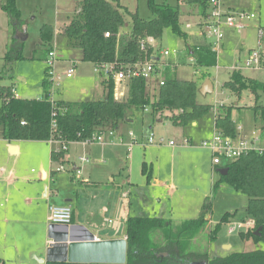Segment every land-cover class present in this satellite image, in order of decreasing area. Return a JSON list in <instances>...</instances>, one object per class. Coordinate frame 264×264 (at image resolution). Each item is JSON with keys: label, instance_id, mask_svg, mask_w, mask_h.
I'll return each mask as SVG.
<instances>
[{"label": "rangeland", "instance_id": "1", "mask_svg": "<svg viewBox=\"0 0 264 264\" xmlns=\"http://www.w3.org/2000/svg\"><path fill=\"white\" fill-rule=\"evenodd\" d=\"M230 1L228 4H232L240 10L254 13L256 18L245 23L241 36L231 29L225 30V39L222 44L225 50L217 56L216 61L220 65L219 69H216L215 66L203 69L189 57L190 48L197 44H190L187 34L194 33L193 29L195 28H185L186 21L182 19H180L181 29L186 31V38L181 39L166 29L158 43L163 49H176L177 51L183 44L189 43V46L186 47L189 59L185 58L183 52L178 54V57L170 58L178 63L177 66L175 65L177 70L175 77L178 80H194L198 86L208 79L215 85L216 90L213 92L214 94L212 93L206 98L201 97L198 92L197 103L211 105L214 109L213 115L217 107L232 105L238 110L236 113L232 112L235 125L245 124L254 130H259L262 124L258 119L254 120L251 107L264 105V94L260 93L256 99L249 91H243L237 98L235 95H230L227 90H223L221 84L233 72H239L243 78L264 83V68L227 70L234 64L242 63L249 51L253 49L260 48L264 52V0H237L235 4V0ZM78 2L79 0H16L20 18L19 22L12 26L8 14L3 11L1 6L4 1L0 0V70L3 65V56L9 50L11 51L13 46L21 49L24 58L12 64V78L8 79L5 76L6 78L0 81V87L10 86L20 98L35 99L39 97L44 70L48 66L47 53L49 50H56L58 60L53 65L55 72L53 89L60 90V98L68 97L74 101L95 98L93 97L92 81L94 78L100 81V78L103 77L93 71L91 63L82 61L81 51L78 48L68 47L65 38L62 42L55 38L54 43L52 42L49 48L47 46L45 49L40 44L39 29L42 24L50 23L53 26L58 25L64 28L76 13ZM118 2L131 13L137 12L140 18L145 20L151 18L147 9V0H118ZM155 2L157 4L165 2L170 6L177 7L179 11L183 9L181 0H155ZM189 24L193 25L194 23ZM249 28H253V30L251 31ZM259 29L262 30V38L258 45ZM242 38L247 42L245 47L239 45V40ZM68 59L77 64L72 79L65 77L67 69L71 66L66 63ZM80 64L81 66H79ZM80 88L88 90L87 97L79 95ZM220 91L224 94L218 96L221 100L216 101L215 98ZM150 95L152 98L156 96V92L152 91ZM55 98L57 99V95ZM165 115L166 112L152 115L148 107L143 111L130 109L119 123L123 124L127 119H131L132 122L124 123L123 130L118 131L119 129H117L114 136H109L108 133L104 135L105 144L95 143L85 146L76 141L71 142L77 143L76 146H71L72 157H68L71 144L69 143L66 150L61 151L62 156L57 157V162L49 160L45 152V163L51 166L53 171H56L59 165L64 167L63 171L55 172L53 180L59 190L60 198L72 199V203L68 204L77 214L76 221L79 223L90 217L100 228L109 231L110 227L108 228L103 219L113 218L115 208L124 209L126 216H141L140 211L145 205L157 210L158 207L161 208L163 204L167 203L171 208L167 210L170 214L171 224L173 229H177L183 221L199 216L202 203L208 197L212 203L209 223L193 240L192 251L206 252L212 258L209 252L226 256L234 252L251 251L255 248L264 250L263 243L255 244L252 239L245 241L240 238L241 233H251L255 228V224L251 228H245L244 223L251 221L246 212L247 196L234 190L226 182H220L216 188H213L214 182L219 180L220 175L212 169L210 151L200 146L208 126L211 127L208 125L211 121L207 120L208 118L199 121L198 127L191 126V123L185 127H174ZM158 119H162V123H157ZM149 126L151 129H148ZM202 126L205 130H202ZM120 132H126V134L131 132L138 142L145 141L152 134L153 144L147 146L134 144L128 148L118 143L120 137L126 142L129 140L128 135L124 137L123 134L120 135ZM170 141L173 142V147L168 145ZM55 148L58 149V145H53V151L56 150ZM82 157H87L88 160L81 162L80 158ZM143 162L146 163L147 169L151 167V182L147 181L146 174L142 172ZM71 163L82 167L79 175L76 171H72ZM73 174L76 175L77 180L73 178L71 180ZM122 179L126 180L125 185L122 184ZM154 181L158 184L155 185ZM92 182L98 184L95 186ZM76 190H78V197L75 194ZM144 196L147 200L144 199ZM157 198H161L160 203L156 201ZM103 208L109 209L107 213L102 212ZM225 214H228L227 221L221 222ZM217 224H219V229L215 238L209 240L208 235ZM47 227L48 225H46V229ZM121 227L118 229L123 232ZM231 227L234 231L229 233ZM154 238H160V233L158 232ZM158 241L161 240L157 239ZM223 245H231V248L226 246L223 249ZM2 264L14 263L3 262Z\"/></svg>", "mask_w": 264, "mask_h": 264}, {"label": "trees", "instance_id": "2", "mask_svg": "<svg viewBox=\"0 0 264 264\" xmlns=\"http://www.w3.org/2000/svg\"><path fill=\"white\" fill-rule=\"evenodd\" d=\"M207 0H187L197 5L204 13ZM2 9L10 18L13 26L19 22V10L16 0H4ZM147 9L151 18L145 20L131 13L119 4L118 0H79V12L71 17L68 25L60 29L67 44L78 48L82 61L92 65H125L148 58L139 49V41L147 36L160 41L164 30L169 29L181 39L185 32L181 29L179 10L167 3L157 4L147 0ZM128 25V26H127ZM109 33V37L104 34ZM42 46H50L54 39L53 28L43 25L39 29ZM189 57L197 66L205 69L216 66L217 54L210 45H196L189 50ZM21 49L12 47L3 57L0 80L11 79L12 64L23 60ZM47 68L41 82L43 95L38 99L15 97L12 88L0 87V130L5 140L47 141L50 137H60L66 142H75L92 137L105 127L115 128L130 109L145 110L148 107L152 115L166 112L165 117L175 127H185L213 113L211 105L197 103L199 86L194 80H178L174 67L163 69L164 83L155 88L156 96L144 79H133L127 83L126 97L117 101L113 96L114 84L104 79L105 97L99 101H80L63 103L56 100V128L51 129L52 109L49 99L50 84L46 80ZM6 76V77H5ZM223 90L239 98L241 92L249 91L257 99L264 94V83L243 78L239 72L228 75L222 84ZM62 109H66L63 112ZM236 107L219 106L214 113V128L227 136L235 135L236 125L232 112ZM255 117L264 129V105L251 107ZM178 114H175V113ZM21 123H24L22 125ZM56 161L62 152L51 153ZM226 174L220 175L214 182L216 188L220 182L228 183L234 190L244 193L248 198L246 212L255 224L251 233H241L242 240L252 239L255 244H264V152H249L223 166ZM143 171L145 168L143 165ZM146 174V172H145ZM147 179L149 174H146ZM211 199L206 197L198 217L183 221L173 229L170 221L157 217L127 216L125 234L127 243L125 264H264V250L255 248L246 252H234L225 257L210 258L206 252H194L191 244L203 230L211 213ZM225 214L221 222L227 221ZM73 222V219H72ZM261 228L259 235L255 232ZM219 224L209 233V240L215 238ZM160 238H154L157 233ZM157 239L161 240L157 242ZM46 264H70L51 263Z\"/></svg>", "mask_w": 264, "mask_h": 264}, {"label": "crops", "instance_id": "3", "mask_svg": "<svg viewBox=\"0 0 264 264\" xmlns=\"http://www.w3.org/2000/svg\"><path fill=\"white\" fill-rule=\"evenodd\" d=\"M236 1L237 0L234 1V4L236 3ZM181 2H182L183 9L179 11V15H180L179 21L180 19L186 21L185 27L189 23H194L193 25L189 24L191 25V28L189 29L195 28L193 29L195 31L194 33L187 34L188 35L187 40H189L190 44L193 43L197 45H208L209 43L205 41L202 36H200L199 28L197 27V23L200 21V19L208 15L206 8H205L204 13H201L197 5L188 4L186 1H181ZM227 5L229 8L240 9V8L233 6L232 4H227ZM258 23L260 25V21ZM43 25L52 26L53 32H54L53 43H54L55 38H57L58 39L57 41H60V42L64 40L63 38L65 37H64V34L60 32V29H62L60 26L58 25L53 26L50 23H44L42 24V26ZM249 30L252 31L253 28H249ZM237 35L241 36V34H237ZM20 37H22V35ZM246 43L247 42L243 38L239 40V45L241 47H245ZM222 44L223 42L221 43V47L218 49V55H221L225 50L224 45L222 46ZM66 45L70 47L67 43ZM188 46H189V43L183 44L180 50L177 51L176 55H172V56H169L168 58L163 59L162 61L168 64V66L166 67H172V68L174 67V71L176 72L177 71L176 66L178 63L175 60L170 59V58L176 57V56L178 57V54L183 52L185 55V58L189 59V57L186 54L187 53L186 49L188 50V48L186 47ZM42 47L44 49L47 48V46L45 47L42 46ZM191 54L192 53H190V55ZM68 56H71V55L68 54ZM81 58H82V54H81ZM66 63H68L69 65L71 63H74L75 68H76L77 64L71 59H68ZM79 66H81V64ZM74 75L72 76V78H74ZM202 84L199 86V90ZM211 84L213 87V92H215L216 87L212 82ZM92 86H93V97L95 98L93 99L87 98L85 100H80V101H90V100L99 101V100L104 99L105 97L104 78H100V81H97L94 78L92 81ZM148 87L151 91H154V89L156 88L154 86H151V87L148 86ZM78 93L81 97H87L88 90L85 88H80ZM212 93H209L206 95H201L199 93V95L203 98H206L208 95ZM223 94L224 92L220 91L219 93H217V97L218 96L220 97V95L222 96ZM42 95L43 93H42V87H41V95L35 99L40 98ZM55 95H57V99L55 98ZM53 97L58 101H62L63 103L80 102V101H74L68 97L65 99H63V97L60 98L61 97L60 90L58 91V89H55V88L53 89ZM217 97L215 98L216 101L221 100V98L219 97L217 98ZM236 111L238 112V110H234L233 112L236 113ZM233 114L234 113H232V116ZM252 115H253L254 120L258 119L257 117L254 116L253 112H252ZM206 118H208L207 120L211 121V123L208 124V125H211V127L208 126L207 133L204 139L209 138L214 130L213 114H209L205 116L204 118H201L191 123V126L198 127L199 126L198 122L205 120ZM131 122H132L131 119H127L125 120L124 123H131ZM157 123H162V119H158ZM123 124L118 123L117 126L112 129L115 132L117 131V129H119L118 131H121L123 130L124 125H125ZM237 125H241L244 131L247 133H251L254 131L259 132L261 143L264 146V129H262V126L259 130H254V128L252 127L250 128V126H247L245 124H237ZM105 128H111V127H105ZM148 129H151V127L149 126ZM202 130H205L204 126H202ZM122 134L124 135V137L128 135L126 134V132H120V135ZM160 141H162V139H160ZM145 142L146 140L145 141L141 140L139 142L140 143L139 145L142 146L141 144ZM53 145L54 144L49 145L48 141L5 140L2 137H0V264H2L3 262H7V263L11 262L14 264H46L47 263L45 262V251L49 243L48 238H47V229H46V225H49L47 224L48 223L47 222L48 207L55 206V205L63 206V205H69L68 203H72V199L60 198L59 190L55 186V180H53L55 178L56 173L55 171L52 170L51 166H48V164L45 163V152L48 155V159L52 160L51 153L54 150ZM76 145L77 143H71L69 145L70 146V149L68 152L69 158L72 157L73 155L72 147ZM145 164L146 163L143 162L144 168L146 170L145 172L146 174H149V178L147 179V181L151 182L152 181L150 179L151 178V167L147 169ZM71 165H72V168H71L72 171H75V169L80 168L76 165V163H71ZM223 166L224 164L221 166H214L212 164V169L215 170L214 172L219 174L220 171H223V169H225ZM142 172L145 174V172L143 171V168H142ZM72 178L77 180V177L75 174L71 176V180ZM154 182H155V185L158 184L156 183V181ZM92 183L95 186L96 184H98L95 182H92ZM122 184L125 185L126 180L122 179ZM77 193H78V190H76L75 194L77 195ZM173 193H174V189L171 194L173 195ZM144 199L147 200L145 196H144ZM156 201L160 203L161 198H157ZM169 209L171 208L169 207L167 203L163 204L161 208L158 207L157 210H155V208L152 209L149 205H145L144 208L141 209L140 212H141V216L157 217V218H161L163 220L171 222L170 214L169 212H167V210ZM108 210L106 208H103L102 212L107 213ZM72 213H73V225L84 226L96 237V239L107 240V239H119V238L126 237L125 221L127 218L126 216L127 214L125 210L122 208L114 209L113 216H112L113 218L103 219L104 220L103 222L107 224L108 228L110 227L109 231H105L103 230V228H100L99 225L95 223V220H92L90 217H87L85 218V220L78 223L76 221L77 214L75 213L74 209L72 210ZM108 221H111V222L109 223ZM118 227H121L123 229V232H120V229H118ZM117 229H118V232H117ZM248 240H245V241H248ZM226 246L229 247V249L231 248V245H223V249H225ZM243 252H246V251H243ZM209 253L212 258L225 257V256H219L217 254H214L213 252H209Z\"/></svg>", "mask_w": 264, "mask_h": 264}, {"label": "built area", "instance_id": "4", "mask_svg": "<svg viewBox=\"0 0 264 264\" xmlns=\"http://www.w3.org/2000/svg\"><path fill=\"white\" fill-rule=\"evenodd\" d=\"M187 1V0H181ZM230 0H207L206 10L207 16L202 17L197 23L199 28L200 36L207 41L212 49L216 52L218 56V49L221 47V43L225 38V30L231 29L237 34H241L242 30L245 28V23L256 18L254 13L246 12L245 10L233 9L228 7V2ZM79 10H77V13ZM187 29L191 28V25L187 24ZM258 40L259 45L260 39L262 38V30H258ZM104 36L109 37V33H105ZM139 49L146 56L150 53L148 58L140 59L131 64L117 65L113 64H102L93 65V71L102 76L104 79H110L113 84V96L117 101L123 100L126 97L127 83L133 79H144L148 86H154L156 88L160 87L164 83L163 69L168 66L166 62L162 60L168 58L171 55H176V49H163L156 39L147 36L139 41ZM147 57V56H146ZM57 52L56 50H49L47 53V75L46 80L50 84L49 99L51 101L52 112L51 117V129L55 131L56 128V99L53 97V84L55 83V72L53 71V65L57 62ZM220 65L216 64L215 68L219 69ZM264 68V52L258 48L257 50L249 51L247 57L240 64H234L232 67L227 68L230 70H244V69H256L259 70ZM75 72V65L71 63L69 69L65 73L66 78H72ZM15 95V94H14ZM17 97V95H15ZM63 112L66 109H62ZM24 125V123H21ZM109 134V136H114L115 131L112 128H102L96 134L90 138L79 140L76 142L82 145L90 144H105L104 135ZM128 142L124 141L122 137L119 138L118 143L131 148L134 144H140L130 132L128 133ZM49 144L58 145V149L55 150L56 153L60 151H65L68 144L71 142H66L60 137H50L48 140ZM187 143V141H186ZM153 144V135L147 137L146 142L141 144L142 146H147ZM169 146H174L173 142H168ZM200 146L209 150L212 157V164L214 166L225 165L232 160L238 159L239 157L249 153V152H264V146L261 143L260 133L257 131L247 133L244 131L241 125H236L235 135L227 136L222 132L214 128L212 134L209 138L204 139L200 142ZM80 161H87V158L82 157ZM64 170L62 165L56 168L55 172H61ZM77 175L80 174V168L75 169ZM73 213L70 206H49L47 222L48 224H53L56 226H71L73 224ZM109 223L111 221H108ZM245 224V228H251L254 226L253 220L248 221ZM234 229L229 228V233H232Z\"/></svg>", "mask_w": 264, "mask_h": 264}, {"label": "water", "instance_id": "5", "mask_svg": "<svg viewBox=\"0 0 264 264\" xmlns=\"http://www.w3.org/2000/svg\"><path fill=\"white\" fill-rule=\"evenodd\" d=\"M212 92V84L206 79L199 93L206 95ZM226 171L223 169L219 175L226 174ZM260 231L261 228H258L255 234L259 235ZM47 238L49 243L45 251V262L70 264H125L126 262V237L99 240L81 225L49 224Z\"/></svg>", "mask_w": 264, "mask_h": 264}, {"label": "flooded vegetation", "instance_id": "6", "mask_svg": "<svg viewBox=\"0 0 264 264\" xmlns=\"http://www.w3.org/2000/svg\"><path fill=\"white\" fill-rule=\"evenodd\" d=\"M196 264H202V262H198V263H196Z\"/></svg>", "mask_w": 264, "mask_h": 264}]
</instances>
